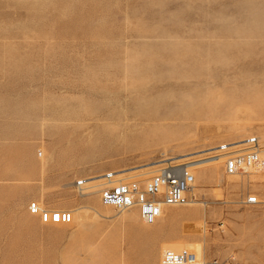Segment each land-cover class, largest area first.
I'll return each instance as SVG.
<instances>
[{
	"label": "rangeland",
	"instance_id": "1",
	"mask_svg": "<svg viewBox=\"0 0 264 264\" xmlns=\"http://www.w3.org/2000/svg\"><path fill=\"white\" fill-rule=\"evenodd\" d=\"M0 90L51 94L43 112L74 164L46 208L70 223L0 195V264H166L185 251L195 264H264V166L195 169L205 219L188 204L149 225L90 192L103 172L204 159L220 143L257 136L264 150V0H0Z\"/></svg>",
	"mask_w": 264,
	"mask_h": 264
},
{
	"label": "crops",
	"instance_id": "2",
	"mask_svg": "<svg viewBox=\"0 0 264 264\" xmlns=\"http://www.w3.org/2000/svg\"><path fill=\"white\" fill-rule=\"evenodd\" d=\"M41 92L0 90V108L5 109L0 115V195L8 202L17 199L27 210L31 199L46 208L57 206L58 186L74 168L73 161L62 159L52 115L43 112L48 105L42 98L52 95Z\"/></svg>",
	"mask_w": 264,
	"mask_h": 264
},
{
	"label": "built area",
	"instance_id": "3",
	"mask_svg": "<svg viewBox=\"0 0 264 264\" xmlns=\"http://www.w3.org/2000/svg\"><path fill=\"white\" fill-rule=\"evenodd\" d=\"M260 146L257 136H249L240 142L220 143L211 153L224 157L223 171L227 175L246 172L247 169L259 168L263 164L259 155ZM210 155V156H212ZM190 163V162H189ZM189 163L168 161L159 164L153 174L138 181H123L122 171H106L100 175L105 186L101 189L100 199L105 205L113 206L117 210H125L138 207L143 220L152 223L161 215L162 205H185L191 200L190 190L194 183V175ZM88 179L75 181L74 187L78 192L86 184ZM144 182V183H143ZM143 183V184H141ZM256 194L245 198L246 204L258 203ZM28 210L44 222L70 223L72 214L68 210L54 212L40 208L37 201H31ZM166 264H195L196 256L189 251L181 254L167 252L163 256Z\"/></svg>",
	"mask_w": 264,
	"mask_h": 264
},
{
	"label": "bare ground",
	"instance_id": "4",
	"mask_svg": "<svg viewBox=\"0 0 264 264\" xmlns=\"http://www.w3.org/2000/svg\"><path fill=\"white\" fill-rule=\"evenodd\" d=\"M259 143V142H258ZM259 146H260V144H259ZM259 155H260V158H261V160H262V162H263V164L261 165V167L259 166V168H256V170H262V168H263V166H264V150H259ZM184 157H186V156H184ZM224 158V157H223ZM222 158V156H212V157H208V158H202V159H195V158H189V159H186V158H183L182 157V159H181V157H179V158H175V157H169V158H166V159H164V160H161V161H156L155 162V165H153V166H148V167H145V168H142L141 167V169L138 171H136V172H131V173H129V174H122L123 176V181L124 182H129V181H132V180H134V181H138V182H142V181H144V179H146V178H148V177H150L152 174H153V172L155 171V169L154 168H156L159 164H161L162 162H168V161H178V162H181V163H189V165H191V172H192V174L194 175V183H193V186H192V188H191V190H190V195L192 194V196L194 195V193H193V191H194V187H195V184H196V182H197V180H198V177L196 178V175H195V169L196 170H198L199 172H206V170H207V168L209 167V166H211V167H213V166H215V165H218V164H220L223 160ZM176 159V160H175ZM186 159V160H185ZM179 160H184V161H179ZM152 167H154V168H152ZM143 169H146V170H143ZM251 169H247V171L246 172H241V173H237L238 175H240V174H246V173H249V171H250ZM221 171V170H220ZM216 172V171H215ZM223 173H224V171H223ZM216 174V173H215ZM220 174V173H219ZM225 174V173H224ZM237 174H234V175H237ZM227 175V174H226ZM201 176V175H200ZM199 176V177H200ZM218 176V175H217ZM220 176V175H219ZM222 176V175H221ZM222 181V180H221ZM144 183V182H143ZM143 183H141V184H143ZM199 185V184H198ZM105 186V183H103L102 181L100 182V183H98L97 184V186H95V188H93L92 190H90V192H96V191H101V189L103 188ZM199 187V186H198ZM82 189H88L89 190V188H88V186H83L82 187ZM88 190H84V191H88ZM191 196V197H192ZM99 197H100V193H99ZM100 202H101V199H100ZM207 203V202H206ZM206 203L205 202H201L200 203V201L198 202V201H196V200H193L192 198H191V200L188 202V204H200V205H202L203 206V208H204V214H203V219H205L206 218ZM101 204L103 205V206H106V207H112V208H114L117 212H125V211H129V210H132V209H136L137 210V212H138V214H139V218L144 222V223H146L144 220H143V218H142V216H141V214H140V211H139V208L138 207H131V208H128V209H125V210H117L115 207H113V206H109V205H105V204H103L102 202H101ZM188 204H185V205H188ZM185 205H175V206H169V205H162L161 206V215H162V213L166 210V208H169V207H176V206H185ZM136 213H133V215H135ZM161 215L157 218V220L161 217ZM157 220H155L154 222H152V223H146V224H153V223H155ZM206 222V221H205Z\"/></svg>",
	"mask_w": 264,
	"mask_h": 264
}]
</instances>
